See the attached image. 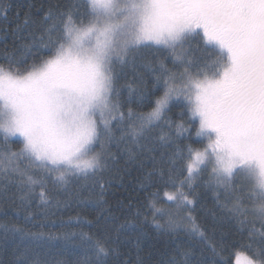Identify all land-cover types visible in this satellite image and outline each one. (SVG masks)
Wrapping results in <instances>:
<instances>
[{"label":"snow or ice","instance_id":"1","mask_svg":"<svg viewBox=\"0 0 264 264\" xmlns=\"http://www.w3.org/2000/svg\"><path fill=\"white\" fill-rule=\"evenodd\" d=\"M14 32L20 49L31 52L39 46L49 53L23 69L11 59L7 67L0 65V137L5 144L11 137L21 143L17 151L0 149V181H6L0 187L15 186L26 222L43 229L56 215L54 209L70 206L53 192H67L73 177L91 181L71 195L79 203L95 204L98 215L94 221L75 219L103 227L99 234H70L85 248L77 264H109L110 257L115 264H131L119 260V243L133 224L127 218L117 223L120 217L114 213L124 211L123 202L113 208L105 199L126 171L111 149L122 150L127 162L136 163L145 153L158 151V140L172 149L170 167L167 172L156 169V156L148 155L154 169L142 186L154 187L153 177L167 174L175 191L164 192L170 208L157 207L159 199L152 194L153 221L167 217L164 225L156 223L157 229L174 233L187 221L193 235L207 240L188 207L194 200L182 191L207 173L205 183L216 205L211 215L223 214L246 233L247 242L234 246V264H264V0H67L50 6L39 20L26 18ZM194 36L204 46L201 60L185 47ZM152 46L166 49L173 67L158 61L149 68L150 86L143 75L127 83L126 103H132L135 93L137 107L125 112L116 99V66L127 64L139 48ZM177 105L178 122L168 115ZM192 128L199 139L178 145ZM177 158L183 159L181 174L186 173L179 187L171 179ZM83 191L89 198L80 200ZM132 207L129 202V213ZM184 211L187 217L181 215ZM140 215L138 209L135 216ZM0 227L38 246L56 239L15 224ZM172 252L166 264H193L191 248L177 246ZM12 264L50 261L25 246L15 252Z\"/></svg>","mask_w":264,"mask_h":264},{"label":"trees","instance_id":"2","mask_svg":"<svg viewBox=\"0 0 264 264\" xmlns=\"http://www.w3.org/2000/svg\"><path fill=\"white\" fill-rule=\"evenodd\" d=\"M67 0H0V65L7 67L8 61L11 59L16 62L21 69L26 64H31L34 59L40 56L49 54L47 50L37 46L31 52L24 51L19 48L21 41L18 39V34L14 32L17 24H23L26 18L39 20L48 8L55 4H64ZM30 30V29H29ZM26 34V33H25ZM199 45V47H198ZM188 49V54L194 60H201L204 58L203 45L199 38L193 37L188 44L185 45ZM164 61L168 67H173L172 57L166 49L157 46L141 47L139 50L133 52L128 57V63L125 65H117L116 72L119 82L118 96L116 99L124 105L123 111H127L130 106L133 109L137 107L136 94L132 93V103L129 105L126 102L129 100V89L125 86L131 83L134 78L143 75L145 84L150 86L152 83V74L149 68H155L158 61ZM147 110V106L145 109ZM181 106L173 107L169 112V117L174 121H179ZM187 124V118H185ZM157 129L153 136L159 134ZM164 131L169 129L164 127ZM195 129H190L185 132L183 137L177 140L178 145L192 143L199 138L195 137ZM154 143L158 151L156 153L144 156L136 163L127 162L126 154L121 150L118 151L112 147L111 151L116 156L118 166L123 171L121 175L123 179L114 181L112 186L105 194V199L115 208L117 201H122L124 211H115V215L120 217L117 223H123L125 218L130 220L133 224L132 228L127 229L121 235L119 243L120 261H130L131 264H137V260H142L143 264H161L171 258L174 253L172 249L180 247L191 248L194 252L192 257L193 264H234L235 256L234 246L242 242H247L246 233L241 234L237 231L238 225L229 220L223 214H217V217L211 215V211L216 209L215 195L211 188L206 186L207 173H203L200 177L192 181L191 187L185 186L182 191L189 194V199L194 200V204L188 207L192 209L191 216L194 221L205 232L207 240H202L199 235H193L190 230V225L187 221L176 229L174 233L168 232L165 229H157L156 223L164 225L167 217L161 219L159 216L156 222L153 221V215L150 211V203L154 199L152 194H157L159 203L157 207L170 208L171 202L167 201L164 192H173L172 183L166 174L162 179L157 174L153 177L151 183L154 187L145 188L142 186L148 172L153 171L154 165L147 157L148 155H155L157 163L156 169L164 168L167 172L170 164L168 159L172 149L162 147L158 140ZM195 147H200L199 143L194 144ZM21 147V143L17 142V138H9L7 143L0 137V149L8 148L12 151H17ZM186 155V154H185ZM141 164L143 166H141ZM183 159H176V171L171 173V179L175 182L176 187H179V181L184 179L186 173L181 174ZM6 181H0V185L5 184ZM91 181H86L83 178H70L67 185V192L60 189L57 193L53 192V196L60 200L67 199L69 207H61L56 211V215L50 217L46 222L45 227L40 229L32 227V221H25V213L20 207L19 195L15 186L7 185V188L0 187V225L11 226L15 224L18 227H25L33 232L43 231L45 233H52L56 239L40 242L32 241L31 239L22 240L19 235L5 234L4 227H0V262L2 264H12L15 252L28 246L34 250L40 257L47 258L51 262L59 259L66 262V264H77V261L82 259L85 253V248L82 246L80 239L77 236L70 235L74 232L83 231L88 234H99L103 223L96 225L78 224L76 217H81L83 220L94 221L98 215V209L93 203H79L78 200L72 196V193L80 191L85 184H90ZM89 198L87 191L81 192L80 200ZM91 200L95 199L93 194ZM132 203L133 207L129 213L127 205ZM35 203V201H34ZM139 209L141 215L135 216ZM182 216L187 217L188 211L181 213ZM54 222V223H53ZM19 246V247H18ZM215 249V251H213ZM231 254V255H230ZM109 264H115L113 258H109Z\"/></svg>","mask_w":264,"mask_h":264},{"label":"rangeland","instance_id":"3","mask_svg":"<svg viewBox=\"0 0 264 264\" xmlns=\"http://www.w3.org/2000/svg\"><path fill=\"white\" fill-rule=\"evenodd\" d=\"M11 138H16V137H11Z\"/></svg>","mask_w":264,"mask_h":264}]
</instances>
